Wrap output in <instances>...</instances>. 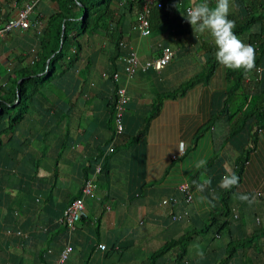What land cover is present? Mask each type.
<instances>
[{"label":"trees","instance_id":"16d2710c","mask_svg":"<svg viewBox=\"0 0 264 264\" xmlns=\"http://www.w3.org/2000/svg\"><path fill=\"white\" fill-rule=\"evenodd\" d=\"M15 1L19 3L20 0ZM37 1L39 0H34V6ZM51 1L55 2L56 10L47 17L44 24L41 21L43 26H38L36 30V27L29 25L26 29L8 32H29L32 34V43L26 55H20L19 66L5 74L4 83L0 84V264H19L15 258L19 255L16 246L22 247L25 243H38L39 246L50 244L52 247L58 238L70 240L73 234L79 233L84 228L90 232L94 231L97 235V227L102 224L100 221L102 214L95 212L94 208L85 206V215L74 221L71 228L58 221L66 205L64 200L79 196L81 193L79 188L60 202L64 203L61 211L60 203L52 202L53 183L47 186L46 193L43 191L42 194L40 190L42 201L37 203L38 199L35 200L37 196H33L36 194L34 190L39 191L38 185H41V181L45 179H42L39 170H43L46 159L61 160L68 155V149L73 144L77 146L80 143L82 151L71 148L74 150L73 157L77 156L79 159V162L74 161L75 163L71 165V171L76 174V182H79L78 179L91 175L95 162H100L101 171L94 174L92 181L96 190L101 185V180L108 181L109 161L115 156L116 151L121 149L114 141L112 132L113 103L115 88L118 86V81L112 79V73L122 67L118 56L126 55L127 51L119 42L125 40V30L132 28L136 12L141 9L142 0H123L122 4L117 6H113L114 2L117 3L116 0ZM160 1L161 6L151 5L146 13L149 34L169 21L170 6L167 0ZM178 1L180 6L184 2V0ZM211 1L208 0L210 3ZM247 1V5H243L244 7L236 12V17L234 11L230 12L229 19L235 21L234 32L245 43L255 48V68L259 67L261 70L257 73L254 69L245 74L242 70L232 71L224 68L223 75L231 81L222 100L229 101H218L220 109L218 116L222 120L228 122L231 120V115H235L232 125L234 131L230 130L226 137L230 139L234 132L237 133L239 153L235 163L241 158L240 154L244 155L253 146L255 128L264 127V0ZM182 14L186 15L184 10ZM237 17L240 19L235 20ZM124 18L128 28L123 30L118 21ZM32 21L33 14L30 15V22ZM99 31L109 40L112 52L110 56L105 57L107 67L96 71L92 67L94 55L90 56L85 49L91 41L90 36ZM203 42V46L209 48V52H205V64L197 73L182 80L174 88L156 93L150 105L148 119L158 112L163 99L175 98L183 94L197 82H205L212 74L215 64L218 63L215 57L211 58L215 51L212 52L206 41ZM159 71L152 68L146 70L148 73H154L155 76L159 75ZM94 76L99 80H93ZM245 76H249V80L244 81ZM248 94L252 98L251 105L242 108ZM80 102L82 104H79ZM215 103L217 106V101ZM88 104L94 110L86 115L84 105L88 106ZM72 114L76 118L75 123L69 122L73 119L70 117ZM82 116H86V122ZM121 118L124 121L122 132L127 134L125 137L128 138L127 147L130 146L132 149V154L126 161L130 176L133 175L128 177V182L131 192L136 195L137 191L151 185L143 181L145 169L142 157L148 121L144 118L138 124L136 117H130L126 111ZM126 120L130 121L128 125ZM62 127H65L63 133L60 129ZM70 127H73L74 131L69 132ZM73 133H76V136ZM241 138L244 139V144L241 143ZM109 146L112 147L111 152L107 150ZM233 146L235 148V143ZM11 152L20 153L19 157H8ZM81 154L85 156L83 161H80ZM86 160L87 164H84ZM206 166L209 167L210 162ZM201 169L203 168L198 170ZM214 169L209 173V175L214 173L210 180L218 182L222 174L219 168L216 171ZM16 172L21 174L18 176L19 181L23 179L25 181L24 191L31 196L32 204L36 205L35 213L41 215V209L45 207L57 214L49 220L48 225H36L23 230L19 228V224L17 225V220L14 222L15 209L8 210L6 204H8V195L12 196L8 193V173L14 175ZM234 173L239 177L240 172L237 168ZM198 177L199 174H196L189 180L191 187L198 184L200 181ZM234 188L224 190L219 187L216 209L208 212L205 223L191 228L183 225L184 228L180 229V232H183L180 235H171L165 239L157 248L150 251L144 261L146 263L143 264H264V191H260L257 197L259 203L255 202L256 207L249 213L240 214V211H236V216L233 217L227 200ZM172 190L170 197L174 198V202L169 200L166 218L170 222L180 223L181 218L178 220L172 218V212L184 210L187 203L183 200L182 193L175 187ZM251 194L247 195L251 196ZM100 198L101 196L97 200L100 213L109 209V204H117L110 203L106 197L101 200ZM93 212L96 213L95 216ZM145 219L144 217L143 221ZM237 227L239 231L236 232L234 228ZM15 231H19V234L14 235ZM115 238L117 237L111 240V244H115ZM200 239L205 240L203 249L196 247L194 249V244ZM98 243V241L93 242L92 246ZM102 244L104 248L100 251L107 255L109 251L106 249V244ZM58 252L52 254V248L47 245L46 248L41 247L40 261L42 259L43 264H52ZM200 252H203L202 257L199 255Z\"/></svg>","mask_w":264,"mask_h":264},{"label":"crops","instance_id":"0c3cea01","mask_svg":"<svg viewBox=\"0 0 264 264\" xmlns=\"http://www.w3.org/2000/svg\"><path fill=\"white\" fill-rule=\"evenodd\" d=\"M24 1L29 0H20L17 4L20 5ZM116 1L117 3L114 2L113 6L122 4L123 0ZM166 2L170 6L168 7L170 9L168 12L169 21L154 29L150 35L139 37L130 29L125 30V41L133 46L141 59H147L158 54L163 45H168L169 49L173 51V56L179 59L177 67L167 69L165 65L158 72V76L148 72L136 73L128 80L127 92L130 98L126 112L133 116L142 118L147 115L146 112L156 93L166 92L188 76L197 73L206 60L205 52H209V48L203 46V41L210 42L211 40L208 33H194L191 25L182 14V10L186 13V6L191 7L200 0H184L181 6L175 0H167ZM247 3V0H231L230 12L234 11L236 17V12ZM209 4L214 6L215 0ZM55 10V2L39 0L33 8L32 14L35 19H40L44 24L47 17ZM14 11L15 7L11 5L10 0H0V22L8 18ZM237 19L240 17L235 18V20ZM42 23L40 26H43ZM118 24H121L120 28L123 30L128 28L125 18L120 22L118 21ZM31 35L26 31H12L0 40V80H4L5 74L19 66L20 55H26L32 43ZM90 37L91 41L85 50L90 56L94 55L92 67L96 71H101L105 66L107 67L105 57L110 56L111 45L107 37L100 34V31L94 32ZM118 59H120V55ZM8 68L9 71L6 72ZM224 70L222 67H216L205 82H197L175 98L162 100L157 115L151 118L148 123L142 157L145 169L143 181L151 183L150 186H145L143 190L137 191L136 195L131 192L128 177H133V175L130 176L129 165L126 161L130 158L132 149L130 146L127 147L126 142L120 146L121 149L116 151L115 156L109 161L108 181L101 180V185L97 187L96 191L98 196H101L100 200L106 197L110 203L117 204H109V209L100 213L96 198L84 199L86 207L94 208L95 212L102 214L100 219L102 224L97 227V235L94 231L90 232L84 228L79 233L73 234L70 240L58 238L52 247L50 244L39 246L38 243H25L22 247L16 246L18 248L16 250L19 252V255L15 256L16 262L19 264H43L42 259L40 261L39 253L41 247L43 249L47 245V247L52 248V254H55L62 247L64 241H69L72 242V250L64 264H143L150 251L155 249H149V245L159 246L160 244L157 243H162L172 234L179 232L180 229L184 228L183 225L186 227L203 225L208 212L216 209L219 200V182L222 177L235 171L234 163L239 146L236 132L230 139H226L227 133L230 130L234 131L232 125L235 115H231V120L228 122L218 116L220 113L218 101L225 97V90L231 81L223 75ZM94 79L99 80L97 76H94ZM250 96L249 94L246 96L242 108L251 105L252 98ZM215 101H217V106ZM86 109L88 111L94 110L93 107L90 110L84 107V111ZM73 116L72 114L70 117ZM69 122L75 123L76 118L73 117ZM62 131H65V127H62ZM72 131L74 128L70 127L69 132ZM73 135L76 136V133ZM181 141L185 142L186 149L182 155L178 156L179 151L177 149ZM240 141L242 144L245 143L242 138ZM81 145L78 143L76 147L80 151H82ZM73 151L68 149V155L61 160L50 161L46 159L44 161L43 170H39V174L43 176L42 179H45L41 181V185H38L39 191L34 190L36 194H33L34 197L37 196V203L42 201L41 191L42 194L43 191L46 193L48 191L47 186L51 183H53L52 191L54 194L52 202L55 203L63 202L65 196L75 193L76 189L80 187L83 179H78L79 182H76V174L71 171V165L79 162L77 156L73 157ZM173 155H175V159L171 158ZM84 159L85 156L81 154L80 161ZM201 159L206 160V164L210 162V166L205 165L206 167H202L203 169L199 173L198 169L195 168V163ZM87 160L84 161V164H87ZM62 165L63 173L61 175ZM212 169L221 172L220 180L216 182L217 180L212 181L211 179L213 183L202 193L197 192L194 186L191 202L186 204L184 210L177 211L182 214L180 219L182 221L180 223L170 222L166 218L168 208L160 207L156 201L161 197L170 195L178 182L189 181L196 174H199L200 180L210 179L214 174L209 175ZM237 169L240 172L239 185L231 192V199L228 203L231 206L241 208L240 214H246L256 207L255 202L253 201L251 204L242 202L238 199V195L264 191V127L256 131L254 146L249 151L245 163L241 164L240 167L237 166ZM55 172L56 174H54ZM16 173H14V177H8V190L14 186H23L22 189L24 190L26 186L24 179L21 182L18 179L21 174ZM201 196H207L211 200V204L207 201H201ZM13 199L12 196L8 195V204L6 205L8 210L9 208L15 209L14 222L17 220V225L19 224V228L23 230L33 228L36 225L46 226L50 219L57 216L45 207L41 209L42 214L37 215L35 213L37 208L35 204H32L31 196L27 195L26 198L21 196L16 205H13ZM68 200H70L69 197L64 200V203H67ZM64 203L59 204L60 211ZM16 207H20L21 211L19 212ZM1 211L4 212L2 208ZM95 212H93V216L96 215ZM144 217L146 219L143 221ZM239 228L241 227L239 226ZM239 228H234V230L237 232ZM114 237H117L115 238L116 242L111 244ZM152 240L155 241V244H149ZM97 241L106 244V249L109 251L108 254L106 253L107 255L102 253L99 248L98 250L95 245L92 246V243Z\"/></svg>","mask_w":264,"mask_h":264},{"label":"clouds","instance_id":"9594fccd","mask_svg":"<svg viewBox=\"0 0 264 264\" xmlns=\"http://www.w3.org/2000/svg\"><path fill=\"white\" fill-rule=\"evenodd\" d=\"M212 1H214V0H212ZM176 2L179 4L178 0H176ZM187 7H188V9L186 11V15H184V14L183 15L185 16L187 22L191 25L194 33H200V34L208 33V35L210 36V38L212 40V41L210 40V42L206 40V43L211 47L212 51H215V54L211 55V58L215 57V60L218 62L217 64H215L214 69L216 67L217 68L222 67V68L232 70V71L242 70L245 74L252 72L254 69H255L254 71H257V68H259V67L255 68L256 67L255 48L251 44L245 43L234 32V29L236 27L235 21L232 19H229L231 0H215L214 6H210L208 0H200V2L194 4L193 6H191V7L186 6V8ZM130 30H132L134 33H136L139 37H146L147 35H149V33H148L147 35L141 36L136 31H134L132 28H130ZM119 44H121L125 48V50L127 51L126 55L120 56V60H121L120 64L122 66L121 69L112 73V79H114L115 81H118L117 82L118 86L115 88V98H114V103H113V116H112L113 128H112V132H113L114 141H116V144H119V147H120L128 141V138L125 137L127 134L122 132L124 121L121 118L122 114L127 109V103L129 101V98H130L128 95V92H127L128 80L130 78H132L136 73H145L147 68H152L156 71H159L170 61V59L173 56V53H172L171 57L169 58V60L167 61V63L159 69H155L152 66H148L144 70H141L140 68H138L134 72L128 74L124 71V62L122 60V58L124 56H127L129 54L130 49L128 48V46L131 47V50H133V52L137 56L140 63H144L146 61H151L155 56L160 54L161 48H160V52H158V54L153 55L147 59H141L139 57V55L136 53L133 46L129 42H126L124 40V41H120ZM204 64H205V61H204L203 65ZM214 69H213V71H214ZM260 70L261 69L259 68V71H257V73H259ZM8 71H9V68L6 69V72H8ZM213 71H212V73H213ZM189 77L190 76H188L187 78H189ZM247 80H249V76H245L244 81H247ZM3 83H4V80H0V84L3 85ZM119 92H121V95H119ZM121 97L124 99L123 102L120 100ZM84 107L88 108L89 110L91 109L89 104H88V106L84 105ZM149 109H150V107L148 108V111L146 112L147 115L143 116L142 118L137 117V116H133L130 114H128V115L132 118L136 117V119L138 120V124H139L140 120L141 119L143 120L144 118H145V120L147 119V121L149 123L150 119L153 118L154 116H156L158 113L157 112L154 116H152L151 118L148 119L147 116L149 114L148 113ZM90 111H88L86 109V111H85L86 115ZM82 117H83V120L86 122V116H82ZM126 122L128 125L130 121L126 120ZM260 128L261 127H257V128H255V130L258 131V130H260ZM103 129H105V128H103ZM253 146H254V144H253ZM76 147L77 146L73 144L70 147V150H71V148L76 149ZM185 147H186L185 142L181 141L179 143L178 149H177L179 151L178 156H180L184 153V151L186 149ZM251 148H249L244 155L240 154L241 158L238 161H236V163H234L236 166L235 168H237V166H239V165L241 166V164L243 165L245 163L246 158H247ZM107 150L111 152L112 147L109 146L107 148ZM238 153H239V151H238ZM238 153H237V155H238ZM171 158L175 159V155H173V157H171ZM236 159H237V156H236L235 160ZM205 165H206V160L201 159L195 163V168L200 169V168L204 167ZM93 167H94V169H93L91 175L88 177L82 178L83 180H82V183L79 187L80 192H81V187H82V185L86 179H90L91 183L93 185L91 193L89 195L83 196V198H82L83 210L85 208V204H84L85 198L92 196V197L96 198L97 200L99 199V196H98L97 191H96L97 189L96 190L94 189V184L92 181L94 179V174L99 173V171H101L100 162H95L93 164ZM198 172L200 173L201 170H198ZM182 183H185L189 188L190 198L188 200H186V198H185L186 196L184 195V192L178 188L179 184H182ZM189 183H190L189 181L184 180V181L178 182L175 185L176 190H178L180 193H182L184 195L183 200H185V202L187 204L190 203L191 200L193 199V189H194V187H191ZM210 184H211L210 179H204V180L201 179L198 182V184L195 185L196 191L202 193L205 191V189ZM238 185H239V177L235 173H231V174H228V175H225L224 177H222L220 184H219V187H221L224 190H231L233 187H237ZM259 193H260V191H257L256 193H252L251 196H249L247 194H239L238 199L241 200L242 202H247V203L251 204V203H253V201L258 202L257 197H258ZM80 196H81V193L77 197H80ZM74 198H76V197H74ZM74 198H71L66 203V205L69 204L70 201L73 200ZM172 198L173 197H170V195L161 197L158 199L159 201L157 202V205H159L160 207L167 208V206L169 204V200H171ZM213 198H214V195H213ZM162 199H168V202L166 204H162L161 203ZM200 199H201V201H207L209 204H211V200H209L207 196H201ZM230 199H231V197L227 200V205L230 206L232 216L235 217L236 211L238 212V211H241L242 209L241 208L239 209L238 206L235 207V206L229 205L230 203H228V202L230 201ZM35 200H37V198ZM260 201H262V200H260ZM172 202H174V201H172ZM63 209H62V211H63ZM172 213H173L172 218H175L176 220L182 218L181 213H178L177 211L172 212ZM84 215H85V212H84ZM192 226L199 227V225H192ZM192 226H190V227H192ZM200 226H202V225H200ZM8 233H9V231H8ZM15 234H19V231H15L14 235ZM65 243H69L71 245V243L69 241H64L62 247L64 246ZM99 244H102V243H98L96 245V247L102 250L104 248V246H103V248H100ZM62 247L59 249V252L62 249ZM71 247H72V245H71ZM70 252H69V254H70ZM69 254H68V257H69ZM199 255L202 257L203 252H200ZM57 256L54 258L52 264H54V261L57 258ZM68 257L61 264H64L67 261Z\"/></svg>","mask_w":264,"mask_h":264},{"label":"built area","instance_id":"2783aa9c","mask_svg":"<svg viewBox=\"0 0 264 264\" xmlns=\"http://www.w3.org/2000/svg\"><path fill=\"white\" fill-rule=\"evenodd\" d=\"M10 2L11 5L15 7V11L8 18L0 22V40L3 39L11 30H23L29 27V25L36 27L37 30L38 26L41 24V21L35 19L34 17L32 23L30 22V15L32 14L34 8V0L24 1L20 5H17L15 0H10ZM161 3L162 2L160 0H142L141 9L135 15V21L132 29L141 36L147 35L149 33V29L146 13L150 8L149 6L155 5L156 7H159L161 6ZM187 9L188 7L186 8V11ZM128 48L130 49L129 54L122 58L124 62V71L128 74L134 72L138 68L144 70L148 66L159 69L167 63L172 55V51L168 47H163L161 48L160 54L155 56L151 61L140 63L133 50H131V47L128 46ZM257 71H259V68H257ZM119 95H121V92H119ZM120 100L122 102L124 101L122 97ZM92 188L93 185L91 180L86 179L81 187V196L74 198L64 207L61 216L58 218V221L71 228L73 222L84 215L82 198L85 195H89L92 191ZM178 188L184 192V195L186 196L185 198L188 200L190 198L188 186L185 183H182L179 184ZM171 201H174V199L172 198ZM167 202L168 199L161 200L162 204H166ZM99 247L103 248V245L99 244ZM71 249V245L69 243H65L58 253L54 264H61L64 262Z\"/></svg>","mask_w":264,"mask_h":264},{"label":"rangeland","instance_id":"374dc122","mask_svg":"<svg viewBox=\"0 0 264 264\" xmlns=\"http://www.w3.org/2000/svg\"><path fill=\"white\" fill-rule=\"evenodd\" d=\"M149 35H150V34H149ZM177 63H179V59H177V57H175V56H172V58L170 59V61L166 64L165 68L170 69V68H173V67H177ZM60 129H61V131H62V128H60ZM62 133H63V131H62ZM19 154H20V153L11 152L10 155H8V157L17 158V157H19ZM8 167L10 168V166H8ZM62 167H63V165L61 166V169H60V173H61V175H62V173H63V169H62ZM65 176H66V175H65ZM8 177H14V176L12 175V173H8ZM22 187H23V186H18V187L14 186V187H12V189H10V190H11V193H12V194H15V195H12V194L10 193V190H8V193L11 194L12 197L14 198V199H13V205H16V202L18 201V199H19L21 196H23L24 198L27 197V194H26L25 191L22 189ZM87 198H88V199H91L92 196H89V197H87ZM19 200H20V199H19ZM16 208H17V210H18L19 212L21 211L20 207H16ZM192 227H193V226H192ZM189 228H191V227H189ZM181 232H183V231H181ZM181 232L179 231V232L174 233V234H172V235H173V236H177V235H180ZM204 242H205L204 239H200L199 241H197V242L194 244V247H193V248L195 249V247H196V248H199L200 250H202V249H203V245L205 244ZM149 244H155V241L152 240ZM157 244H161V243L159 242V243H157ZM157 246H158V245H157ZM157 246L149 245V249H151V248H156Z\"/></svg>","mask_w":264,"mask_h":264}]
</instances>
